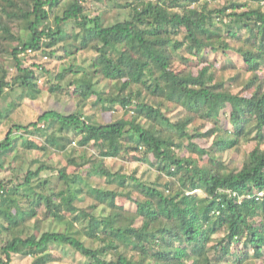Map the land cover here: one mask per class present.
Wrapping results in <instances>:
<instances>
[{"label": "trees", "instance_id": "1", "mask_svg": "<svg viewBox=\"0 0 264 264\" xmlns=\"http://www.w3.org/2000/svg\"><path fill=\"white\" fill-rule=\"evenodd\" d=\"M90 2L112 3L123 15L106 23L91 15ZM67 26L75 39L64 47L66 57L94 58L60 73L61 85H44L48 71L37 60L54 55ZM208 51L241 56L249 77L239 91L242 71L216 67ZM68 77L81 98L74 112L49 110L28 126H12L0 142V177L19 147L29 159L48 149L60 155L53 163L32 157L36 170L17 184L0 178V264H12L13 255L48 264L52 247L73 251L84 264H245L264 257V0H0V101L18 89L21 102L46 90L64 95ZM20 104L0 107V131ZM99 105L110 123L98 124ZM198 138L211 146L198 147ZM253 142L240 167L225 163ZM107 159L160 174L145 182L111 171ZM46 171L51 175L40 178ZM93 176L106 183L92 188L86 180ZM86 186L90 208L79 205ZM120 198L135 211L119 206ZM44 223L53 228L42 231Z\"/></svg>", "mask_w": 264, "mask_h": 264}, {"label": "rangeland", "instance_id": "2", "mask_svg": "<svg viewBox=\"0 0 264 264\" xmlns=\"http://www.w3.org/2000/svg\"><path fill=\"white\" fill-rule=\"evenodd\" d=\"M124 0H115V3L121 4L123 3ZM222 5V3H221ZM89 9L91 10V15H101L103 20L106 23H112L116 21L119 17L123 15V12L121 9H114L112 3H106V4H94L90 2L88 4ZM16 33L19 32V28L14 29ZM72 27L67 26V38L66 41L61 43V45H58L54 48V55L52 57H49L48 59H38V64H43L45 69H47L48 74H42L40 79L44 80V85H57L60 84L61 82L59 81V75L62 73L64 70L68 69L71 65H81L84 66L87 63H89L93 58L95 53L94 52H80L79 54L77 53L75 56L67 58L66 57V52L65 48L67 45L73 43V32H72ZM73 39H72V38ZM71 38V39H70ZM207 55V60L210 62L214 63L216 67L219 68H229L231 69L232 66L237 67L240 71H242V76L241 80L236 82L234 84V90L239 91L241 89V84H243L247 78L249 77V72L247 71V68L245 67V64L243 62V59L241 56L234 51H227L225 55L223 56L222 53H211L208 51ZM198 63L195 62L194 65V70L196 72V69H199ZM6 67L8 68L10 72V77H12L13 74H15V69L13 67V64L10 62V60L6 61ZM234 75L233 72H228V76L231 77ZM9 77V79H10ZM71 80V77H68L64 81V91L66 94L64 95H59V94H51L47 90L40 96V98L37 101H19L17 98L18 95L21 94L20 89L16 90V92L11 93L7 92L5 96L2 98L0 101V107L5 110L8 109L9 106L14 103L15 101L22 103L20 104L21 107L16 110V112L13 114L11 117V120L6 123V125L1 129L0 131V142L4 141V139L7 136V133L9 129L14 126V125H20V126H28L35 122L40 115L43 113L49 111V110H56L58 112L64 113V114H70L74 112L77 109V105L81 101V98L75 93V85H69ZM63 83V82H62ZM61 85V84H60ZM69 85V86H68ZM107 87V85L103 84V88ZM91 107V105L89 106ZM100 108L101 106L99 105L97 107V116L99 117V123H104L108 124L112 121V118L109 114L104 115L100 113ZM93 111L90 108H86V118H90ZM114 119V118H113ZM202 122L197 121L196 125L194 126V129H197L201 127ZM211 125H207L206 127L202 126V131L205 132L208 128H210ZM33 139H36L37 142L39 143H45L44 138L40 136H33ZM193 142L200 148H209L211 146L212 140H205L203 138H198L193 140ZM189 143V142H188ZM188 143H186V146H188ZM21 145V140L18 142V146ZM255 147V143L253 142L250 145L243 146L239 152H234L230 153L229 155L225 156V163L230 165V167L236 166L240 167L243 163L244 157L250 152L253 148ZM264 148V146H262ZM189 149H184L181 152L177 151V153H181L182 155H185L187 153H190L188 150ZM20 150V151H18ZM17 153H15V158L12 160V158H6L4 161L5 165V171L2 172L1 177L3 179L9 180L12 179L15 181V184L19 183L21 179H23L25 173L28 170L35 171L36 170V164L30 166V161L33 159L32 157H37V160L42 158L43 161H50V160H55L56 156H60L59 153H55L53 155H50L51 149H48L46 153H37L33 154L32 157H29V154L27 152L24 153V150L18 149ZM37 155V156H36ZM50 155V156H48ZM56 155V156H55ZM55 157L50 159V157ZM34 158V159H35ZM205 160L208 161V158L205 157ZM3 161V159H2ZM47 161V162H48ZM1 162V160H0ZM107 167L113 171L117 172L119 170H123L124 173H127L129 175H134L136 177L141 178L145 182H154L156 181V178L160 174L156 169L150 168L147 165H143L142 163L134 162V161H123V160H116V159H107L106 160ZM75 168L71 167L70 172H74ZM51 172H43L40 176V178L45 179L46 177L50 176ZM0 177V178H1ZM164 180H167L169 178L163 177ZM86 183H90V186L96 187L100 185H104L106 183V179L101 178V177H96L93 176L92 178H89V180H86ZM92 187V188H93ZM90 189L89 186H86V196L83 198V200L79 203L80 206L83 208H90L92 205H94V202L92 201L91 197L89 196L88 190ZM203 197H205V194L199 193ZM118 205L123 207L125 210L129 211H135L136 207L135 204L127 200L125 198H120L118 200ZM104 207H100L98 209V214H102ZM53 226L50 227L48 223H44L41 226L42 231H47L52 229ZM61 229H64V226H60ZM224 236V233L221 232L219 235L216 236L217 241H219L222 237ZM212 246V245H211ZM49 253L52 255V260L48 264H84L82 258L78 255H75L73 251L67 250V249H62L58 247H52L49 251ZM212 254H214L213 251H211ZM251 255H254L253 251L250 252ZM46 256V255H45ZM251 262V263H250ZM35 263V258L31 257H25V256H20V255H13L12 256V264H34ZM221 264H235L234 260L231 259L228 262H223ZM245 264H264V257L261 259L249 261Z\"/></svg>", "mask_w": 264, "mask_h": 264}, {"label": "built area", "instance_id": "3", "mask_svg": "<svg viewBox=\"0 0 264 264\" xmlns=\"http://www.w3.org/2000/svg\"><path fill=\"white\" fill-rule=\"evenodd\" d=\"M259 196H263V193H260Z\"/></svg>", "mask_w": 264, "mask_h": 264}]
</instances>
